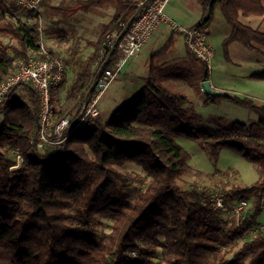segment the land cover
Returning a JSON list of instances; mask_svg holds the SVG:
<instances>
[{"label": "trees", "instance_id": "1", "mask_svg": "<svg viewBox=\"0 0 264 264\" xmlns=\"http://www.w3.org/2000/svg\"><path fill=\"white\" fill-rule=\"evenodd\" d=\"M141 4L139 0H77L54 6L65 19L94 7L115 6L100 37L89 41L95 50L75 74L65 97H59L64 77L52 91L55 123L69 118L63 132L68 137L62 144L39 149L31 142L41 108L31 84L18 85L0 101V111L9 113L0 127V264H264V230L246 238L231 258L224 251L250 235V225L263 209L264 102L236 93L207 95L205 104L228 99L254 112L258 120L192 126L184 108L187 95L171 86L184 81L196 92L203 91L209 66L189 48V65L157 64L171 39L150 56L148 75L126 105L107 120L81 114L95 81L118 60L116 52H102L105 36L113 32L118 37ZM201 4L204 19L197 26L208 25L218 5L230 25L223 41L226 55L234 41L253 51L264 46V31L240 20V15H264L263 0H201ZM30 16L34 14L16 3L0 0V36L9 38H0V86L21 63L46 58L41 48L44 28L40 30L39 20L29 22ZM252 78L264 80V69ZM24 86L31 89L28 100L15 93ZM173 136L198 141L216 161L222 149L229 148L255 163L257 181L223 190L226 203L253 201L243 224L227 228L221 210L205 202L207 189L180 186L192 156ZM20 156L23 166L13 171ZM130 162L150 177L134 201L125 192L132 179L120 170ZM101 217L113 220L111 231L102 235L97 230Z\"/></svg>", "mask_w": 264, "mask_h": 264}, {"label": "rangeland", "instance_id": "2", "mask_svg": "<svg viewBox=\"0 0 264 264\" xmlns=\"http://www.w3.org/2000/svg\"><path fill=\"white\" fill-rule=\"evenodd\" d=\"M76 1L77 0H45L44 5L40 7L44 28L41 39L42 51L46 53V57L51 56L61 60L65 68V81L59 87V97L61 99L67 94L75 74L82 68L87 57L95 50L94 47L90 45L89 41H96L100 37L103 26L112 19L115 12V6L106 5L104 7H94L87 12H79V15H74L69 19H65L54 9L56 5H73ZM169 11L173 12L175 8H173V6L166 8V13L173 17ZM20 14H22V16H27V13L24 11H21ZM172 19L180 24L188 26L176 18ZM224 26H229V24L218 5L215 8L213 23L210 30L211 35L208 41L214 48L219 47L222 49L221 44H216L212 38L213 34L215 36L222 35ZM0 38H3L5 41L9 40V38L2 36H0ZM171 38L172 37L169 36L168 39ZM166 44L167 42H165L163 46L165 47ZM190 62L191 60L185 40L181 34L177 33L173 37L169 50L156 59L157 64L178 63L181 65H189ZM215 63L213 59L209 67L210 74L215 71ZM126 69V67L122 69L116 82L99 101L98 106L103 110L101 115H99L104 120L111 117L116 107L126 105L143 85V82L129 78ZM233 70L238 73V75L244 71V69L240 67H233ZM245 71L247 70L245 69ZM251 71L258 72L260 70L255 69ZM263 81L264 80L251 79L249 84H258ZM171 87L177 91H183L187 95L188 101L185 103L184 108L186 115L191 120V125L196 128L221 126L234 120L246 124L258 120L254 112L238 106L228 99H221L219 103L205 104L208 94L204 90L196 92L191 85L184 81H175ZM256 87L252 85V88H250L258 95L253 99L258 103H263L264 86L259 88ZM24 88L27 89V94L30 96L31 89L26 86H24ZM8 115V112L4 110L0 111V127L6 122ZM173 137L192 156L189 169L179 179V184L183 189L192 187L204 188L207 189L210 194L214 191L223 192L224 189L231 188L235 185H250L259 179L260 173L255 163L229 148L222 149L216 161L210 157L207 148L202 146L198 141L185 136ZM16 153L18 154V151H16ZM120 170L129 175L132 179L131 185L126 188L125 192L128 194L129 199L134 201L138 198L139 194L145 190L150 177L147 176L139 164L133 162L127 163L125 166L121 167ZM248 201L250 203L248 213L250 214L252 212L253 201L251 199ZM221 217L227 228L232 227L228 225V215L225 212L221 211ZM112 223L113 220L111 218L101 217L97 225L98 233L102 235L110 232ZM255 223L256 225L264 226V203L262 212L255 220ZM249 234L250 235L247 234L244 239L242 238L238 245L227 249L225 248L224 251L227 252V258H231L243 241L253 235L251 233Z\"/></svg>", "mask_w": 264, "mask_h": 264}, {"label": "built area", "instance_id": "3", "mask_svg": "<svg viewBox=\"0 0 264 264\" xmlns=\"http://www.w3.org/2000/svg\"><path fill=\"white\" fill-rule=\"evenodd\" d=\"M32 12L34 17H27L29 22L39 20L40 30L43 29L42 14L40 12L43 0H8ZM170 0H148L141 9L136 20L130 25L123 37L117 41V34L109 32L103 41L102 52H116L118 60L113 68L106 69L102 77L94 83V91L84 104L81 114L86 116H98L100 99L110 84L118 77L125 62L137 56L143 49L147 40L158 30L161 24H166L174 33L185 36L187 46L198 58L203 60L209 67L213 60L214 51L206 40V28L202 26H185L173 20L167 13L166 7ZM17 19V17H14ZM64 64L61 60L47 56L46 58H31L28 63H21L19 68L9 76L0 86V101L12 92L20 84L29 83L37 91L40 102V114L37 133L31 138V142L39 149L46 144H62L68 137L63 135L69 126V118H62L59 122L54 121L52 103V91L60 85L64 77ZM56 138L52 140V137ZM216 209L225 212L229 226H238L246 221L249 213V201L239 200L234 203H226L224 193L214 191L205 199ZM250 233L255 234L264 230V226L256 223L250 225Z\"/></svg>", "mask_w": 264, "mask_h": 264}, {"label": "crops", "instance_id": "4", "mask_svg": "<svg viewBox=\"0 0 264 264\" xmlns=\"http://www.w3.org/2000/svg\"><path fill=\"white\" fill-rule=\"evenodd\" d=\"M139 1L143 3L146 0ZM169 6H173V8H175V11H169V13L173 17H171L170 15L169 16L171 18H176L177 20L187 24L188 26H197L204 19V11L201 0H170V2L167 4V7ZM75 15H79V12ZM240 20L245 25L253 28H259L264 31V15H240ZM212 23L213 20L205 26L207 33V42L209 41V37L211 35L210 30ZM229 33L230 25L226 27L224 26L222 35L215 36L213 34L212 39L216 44H221L222 49H220L219 47V49L216 47L214 48L213 45L208 42L213 48V59L216 62L215 71L209 76L211 85L216 90H223L228 93H236L239 95L256 98V96H258L257 93L255 91H252V89L250 88H252V85H254L255 87L257 86L256 88L263 87L264 81L259 82L258 84H249V81L251 79L256 80L252 78V75L264 69V46H259L261 49L259 51H253L247 48L241 42L234 41L229 45V53L228 55H226L223 48V41ZM175 34L176 33L171 31L166 24H161L158 30L147 40L142 51L137 56H134L127 60V62H125L123 68H127V76H129V78L131 79L143 82L144 78L148 75V62L150 56L164 49L165 47L163 46V44H165V42H167L168 44L171 39L173 40ZM181 35L183 36L186 43L185 36L183 34ZM169 36H171L172 38L168 39ZM186 47L187 49L189 48L187 46V43ZM233 67L243 68L244 71L243 73H240V75H238V73L233 70ZM245 69L247 71H245ZM255 69H259L260 71H251ZM117 79L118 78H116L110 84L102 97H104L106 92L110 90L111 86L116 82ZM15 93L22 98L28 99L27 89L24 87H19ZM118 108L119 107H116V109ZM102 111L103 110H101L100 108V115ZM82 123L83 121L81 120L79 124L81 125Z\"/></svg>", "mask_w": 264, "mask_h": 264}, {"label": "water", "instance_id": "5", "mask_svg": "<svg viewBox=\"0 0 264 264\" xmlns=\"http://www.w3.org/2000/svg\"><path fill=\"white\" fill-rule=\"evenodd\" d=\"M148 0L144 1L141 6L138 8L137 12L135 13V15L133 16V18L126 24V26L124 27L122 33L119 35V37L117 38V41H116V44L119 42V40L123 37V35L125 34V32L127 31V29L130 27V25L136 20V18L138 17L141 9L143 8V6L145 5V3L147 2ZM96 68V66L94 67V69ZM94 87V85H93ZM202 88L203 90L208 94V95H211V96H227L229 95L228 92L226 91H223V90H216L213 88V86L211 85V82L209 79H206L202 82ZM90 94V93H89ZM88 94V95H89ZM88 101V96L86 97V101L85 103H87ZM38 122H39V117L36 118V125L38 126ZM23 166V158L20 156L19 157V162L17 165L13 166L12 167V170L15 171V170H18L20 169L21 167Z\"/></svg>", "mask_w": 264, "mask_h": 264}]
</instances>
